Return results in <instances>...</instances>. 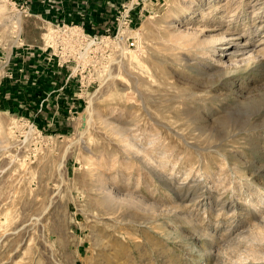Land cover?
<instances>
[{"label": "rangeland", "instance_id": "1", "mask_svg": "<svg viewBox=\"0 0 264 264\" xmlns=\"http://www.w3.org/2000/svg\"><path fill=\"white\" fill-rule=\"evenodd\" d=\"M0 1V264H264V0H124L52 51Z\"/></svg>", "mask_w": 264, "mask_h": 264}, {"label": "crops", "instance_id": "2", "mask_svg": "<svg viewBox=\"0 0 264 264\" xmlns=\"http://www.w3.org/2000/svg\"><path fill=\"white\" fill-rule=\"evenodd\" d=\"M124 0H29L30 6L37 14H44V18L52 20V22L66 21L69 23L77 24H91L95 28L102 29L101 23L108 17H111L117 10V5L123 3ZM129 2V1H128ZM106 19V20H107ZM104 24V23H103ZM17 65V66H16ZM24 64H12L13 68H17V74ZM6 68V67H4ZM16 72V70H14ZM37 73H32V76H36ZM59 77H57L58 79ZM54 79V77H53ZM60 79V78H59ZM58 79V80H59ZM56 80V82H58ZM39 82V80H36ZM37 82V83H38ZM54 87V83L52 84ZM52 85L49 88H52ZM70 94V93H69Z\"/></svg>", "mask_w": 264, "mask_h": 264}, {"label": "bare ground", "instance_id": "3", "mask_svg": "<svg viewBox=\"0 0 264 264\" xmlns=\"http://www.w3.org/2000/svg\"><path fill=\"white\" fill-rule=\"evenodd\" d=\"M4 1V0H3ZM1 2V1H0ZM5 8H4V5L2 4V5H0V25H4V27H5V24L6 23H8L9 21H12V19L10 18V17H12V16H6V14H5ZM8 14V13H7ZM19 16V15H18ZM17 17V16H16ZM13 19H15V18H13ZM16 19H18V18H16ZM12 23V22H11ZM13 24H16L14 27H16V26H18V20L17 21H13ZM170 24V23H169ZM8 25H9V23H8ZM166 25H167V22H166ZM169 26V25H168ZM167 26V27H168ZM3 27V26H2ZM8 29V28H7ZM12 29H14V28H12ZM17 29V28H16ZM171 29V28H170ZM18 30V29H17ZM19 34V33H18ZM182 34V33H181ZM134 35H135V33H134ZM182 35H184V34H182ZM185 35H187V34H185ZM44 36V38H45V35H43ZM16 37V36H15ZM170 37H171V40L174 42V43H180V42H178V38H179V34H177V35H173L172 33L170 34ZM183 37V36H182ZM185 37H187V36H184V39H185ZM194 38V37H193ZM170 40V39H169ZM194 40V39H193ZM224 40V39H223ZM191 41V40H190ZM189 42V41H188ZM187 42V43H188ZM215 42V41H214ZM197 43V42H196ZM176 45V44H175ZM210 47H212V45L210 46ZM245 50H246V47L244 48ZM139 51V50H138ZM138 51H136V52H138ZM142 51V50H141ZM263 52H264V50H262ZM262 51H258V52H256L255 50H247L246 51V53H248V56H247V58H246V61L245 62H247V63H249V61H254V62H256L255 61V59L257 58V57H259V56H263L264 55V53L262 52ZM136 52L135 51H128L127 52V54H125V55H122L121 57L122 58H120V68H121V70H127V68H128V66L127 65H125V63L123 62V60H125L126 59V57H127V59L128 60H132V62L133 61H135L137 64L136 65H138V63H139V56L137 57V54H136ZM263 53V54H262ZM264 58V57H263ZM256 60H258V59H256ZM139 65H141L140 63H139ZM237 65V64H236ZM248 65V64H247ZM257 65V64H256ZM260 65H262V63H259V66ZM142 66V65H141ZM236 67H238V66H236ZM257 67V66H256ZM263 67H264V65H263ZM254 68V67H253ZM139 69V68H138ZM141 69V68H140ZM233 69V68H232ZM257 69H258V67H257ZM260 69V68H259ZM130 70V69H129ZM142 71V70H141ZM145 72H147V71H145ZM128 73H129V71H128ZM149 74V73H148ZM150 77V76H149ZM119 78L121 79V75H119ZM138 78V77H137ZM149 79V78H148ZM134 80V79H133ZM150 80V79H149ZM139 81V80H138ZM136 82H137V80H136ZM152 82H153V80H152ZM144 85V84H143ZM137 87H139V86H137ZM135 96L136 97H139V99H140V97H142L141 95H139L140 93V91L139 90H135ZM142 95H144V94H142ZM143 97H145V96H143ZM149 97V96H148ZM146 99V98H145ZM142 100V99H141ZM144 101V100H143ZM142 104V103H141ZM145 110V109H144ZM134 118V117H133ZM131 119L130 120V124H129V126H131V128H130V131H132L133 133L135 132V131H137L138 130V124L136 123V121H135V119ZM3 129V128H2ZM177 134V133H176ZM134 134H133V139H135L134 138ZM121 137H122V142H123V144L122 145H124V148H128L130 151H131V153H133V154H136V153H140L139 151H138V149L136 148V144H135V140L133 141V139H132V137L130 138L129 136H122L121 135ZM120 138V137H119ZM156 138L157 137H155V136H153V135H151L150 137H148V139L146 140V142L148 143V144H152L153 145V143L156 141ZM159 138V137H158ZM157 138V139H158ZM160 141V140H159ZM159 141H158V143H159ZM121 145V146H122ZM123 148V147H122ZM128 151V150H127ZM141 160V159H140ZM142 162H143V164L145 165V167L146 168H148V169H151V170H153V167L152 166H149L150 165V160H149V157L146 155V154H144L143 156H142ZM155 171V170H154ZM158 172V171H157ZM156 172V173H157ZM154 174L153 173V175L154 176H156L159 180H161V175L160 174ZM157 179V180H158ZM164 182H166V181H164ZM101 185H103L102 183H101ZM189 185V184H188ZM101 187V186H100ZM101 189H104V190H106V188L105 187H102ZM109 193V192H108ZM258 237V236H257ZM260 237V236H259ZM261 238V237H260ZM259 238V239H260ZM263 238V237H262ZM258 239V238H257ZM249 256H250V254H249ZM256 258V257H255ZM259 260H260V258H259Z\"/></svg>", "mask_w": 264, "mask_h": 264}, {"label": "built area", "instance_id": "4", "mask_svg": "<svg viewBox=\"0 0 264 264\" xmlns=\"http://www.w3.org/2000/svg\"><path fill=\"white\" fill-rule=\"evenodd\" d=\"M123 7L124 6L122 5V9ZM127 11H129V8L123 10V13ZM118 13L120 14V16H122L120 12ZM125 18L128 19L126 20V23H124V25L126 28H128L132 23V19L129 18V13H126ZM51 25L53 26V29L51 31L52 34L46 41V46L50 51H52L54 48L64 50L67 47V43L71 41H81V43H83V40L85 39V31L82 26L79 27L77 25H73L72 23L66 24L63 20L58 21L57 24L51 23ZM115 35L119 36V41H121L118 42V52L119 54L121 53L120 55H125L128 51L136 47V39L132 36L127 37L126 32H124L123 30L120 31L119 26L117 27ZM123 36L126 37L125 41H123ZM57 64L60 65V62Z\"/></svg>", "mask_w": 264, "mask_h": 264}]
</instances>
